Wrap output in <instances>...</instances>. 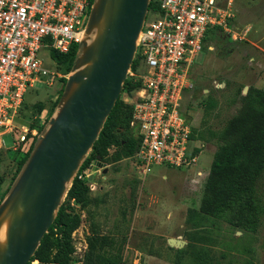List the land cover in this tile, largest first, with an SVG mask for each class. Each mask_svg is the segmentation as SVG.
I'll return each mask as SVG.
<instances>
[{
  "label": "built area",
  "instance_id": "2783aa9c",
  "mask_svg": "<svg viewBox=\"0 0 264 264\" xmlns=\"http://www.w3.org/2000/svg\"><path fill=\"white\" fill-rule=\"evenodd\" d=\"M92 1L0 0V150L18 151L28 140L35 141L38 129L18 121L24 96L36 84L50 87L65 76L45 65V54H65L80 41ZM154 1L156 9L147 11L135 64L127 74L140 86L132 96L121 91L122 100L132 106L130 125L139 138L133 161L143 177L153 165L196 163L192 127L181 111L183 96L192 87L189 70L207 30L218 28L237 38L230 24L233 0ZM6 135H12L10 145ZM92 166L76 174L90 189L98 175ZM77 249L82 248L74 253Z\"/></svg>",
  "mask_w": 264,
  "mask_h": 264
},
{
  "label": "rangeland",
  "instance_id": "374dc122",
  "mask_svg": "<svg viewBox=\"0 0 264 264\" xmlns=\"http://www.w3.org/2000/svg\"><path fill=\"white\" fill-rule=\"evenodd\" d=\"M232 13L230 24L237 38L233 39L223 31L207 35L206 46L189 70L192 87L185 92L181 102V111L192 127L193 145L199 150L196 163L181 168L153 165L144 177L131 158L114 164L99 159L90 163L99 167L96 169L98 175L93 179L96 184L113 183L111 198L133 203L139 196V204H142L145 198L158 197L165 201L170 213L162 222L161 229L164 227L168 231L163 238L140 235L136 230L130 234V221L125 224L119 216L97 230L100 236L102 231H108L109 235L105 236L112 238L114 244L105 249L118 250L122 255L121 264H190L191 255L186 244L191 237L192 244L206 248L214 264L228 260L239 263L245 258H252L255 264H264V218L255 232L245 233L232 229L225 222L207 231L193 228L187 222L188 209L199 207L216 149V140L209 136V131L221 128L236 112L239 103L234 98L239 88L241 92L237 98L245 94V86L264 89V0H233ZM45 56V65L55 68L52 56V59L47 53ZM58 72L65 76L52 86L36 84L35 89L25 94L19 123L39 131L46 126L56 111L64 79L70 73H64L62 69ZM209 94L217 100V107L206 113L203 103ZM38 102L42 104L41 109ZM11 136H5L8 145L12 142ZM108 152L112 154L114 147ZM20 153L0 150V201L13 182L22 158ZM262 187L264 190V177ZM170 238L183 240V246L177 248L170 244ZM73 242L75 248H82L73 253L74 263L82 259L87 249L79 235H74Z\"/></svg>",
  "mask_w": 264,
  "mask_h": 264
},
{
  "label": "water",
  "instance_id": "95a60500",
  "mask_svg": "<svg viewBox=\"0 0 264 264\" xmlns=\"http://www.w3.org/2000/svg\"><path fill=\"white\" fill-rule=\"evenodd\" d=\"M149 2L92 1L56 111L0 201V264H27L52 224L121 94ZM168 241L177 248L184 244Z\"/></svg>",
  "mask_w": 264,
  "mask_h": 264
},
{
  "label": "trees",
  "instance_id": "16d2710c",
  "mask_svg": "<svg viewBox=\"0 0 264 264\" xmlns=\"http://www.w3.org/2000/svg\"><path fill=\"white\" fill-rule=\"evenodd\" d=\"M149 10L156 9V2L150 0ZM218 28L207 30L203 39L206 46L207 35H215ZM77 44L63 54L56 51L51 56L56 68L68 73L71 69ZM135 61L131 66H134ZM65 79L60 90L62 92ZM140 86L139 81L127 77L122 92L132 96ZM121 92V93H122ZM241 92L238 89L236 95ZM60 96V95H59ZM234 101L239 103L236 112L224 125L210 130L209 136L216 140V149L207 174L202 197L198 208H189L187 222L196 229L205 231L225 222L234 230L255 232L264 218V89L250 85L246 94ZM39 103V102H38ZM204 111L210 112L217 107V100L210 94L207 96ZM39 109L42 104H38ZM132 106L118 96L112 110L108 114L97 139L82 162L79 172L97 159L106 164L133 159L137 151L139 138L130 125ZM39 131V130H38ZM193 138V133L191 134ZM28 140L17 153L22 155L12 180L24 164L33 146ZM114 147V152L108 150ZM199 150L196 149V152ZM91 201L90 188L86 180L72 179L66 190L64 199L58 207L56 216L43 235L34 254L27 264H73L75 246L72 234L81 223L80 209H86ZM78 209H77V207ZM88 248L81 261L83 264H121L122 255L117 250L111 252L105 246H112L114 240L105 235L91 234L87 238ZM191 255L190 264H214L206 248L186 244ZM217 264H255L252 258H245L239 263L228 260Z\"/></svg>",
  "mask_w": 264,
  "mask_h": 264
},
{
  "label": "crops",
  "instance_id": "0c3cea01",
  "mask_svg": "<svg viewBox=\"0 0 264 264\" xmlns=\"http://www.w3.org/2000/svg\"><path fill=\"white\" fill-rule=\"evenodd\" d=\"M101 177L105 178L104 176ZM113 187L111 181H106L102 184H96L90 189L91 201L86 209H80L81 223L73 232V238L74 235H79L87 249V236L98 234L99 228L106 222H114L117 216L125 224L130 221V234L136 230L139 231L140 235L166 237L168 231L164 227L162 230L161 227L164 217H169L170 213L164 200L158 197H149L142 200V204H139L140 198L137 196L135 202L124 203L122 200L111 198L110 191ZM102 234L109 235L108 231H102Z\"/></svg>",
  "mask_w": 264,
  "mask_h": 264
}]
</instances>
